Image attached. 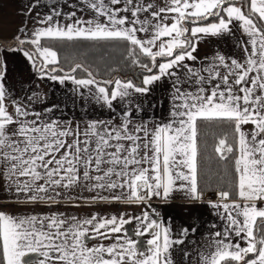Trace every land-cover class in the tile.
Wrapping results in <instances>:
<instances>
[{
  "label": "snow or ice",
  "instance_id": "1",
  "mask_svg": "<svg viewBox=\"0 0 264 264\" xmlns=\"http://www.w3.org/2000/svg\"><path fill=\"white\" fill-rule=\"evenodd\" d=\"M81 2L89 18L48 7L37 13L34 29L18 30L23 35L8 50L22 52L40 79L70 81L84 105L99 104L113 117L81 123L50 116L58 105L31 111L32 102H43L35 92L28 103L14 99L10 114L5 99L11 92L0 82V176L26 203L123 202L145 210L129 219L127 213L0 210L3 264H22L33 252L42 257L38 264H174L172 248L184 240L172 238L148 202L174 191L201 201L209 189L218 197L208 203L223 231L201 250V264H264V206L258 207L264 204V0ZM40 6L35 0L25 14ZM234 32L241 33L240 58L216 52L199 67L188 63L197 61L193 53L205 37ZM84 41L105 51L119 48L112 62L118 67L76 51ZM66 47L73 54H65ZM126 67L140 75H113ZM165 80L167 116L142 119L141 99ZM133 220L135 236H151L143 251L125 230ZM188 232L182 228L179 235Z\"/></svg>",
  "mask_w": 264,
  "mask_h": 264
},
{
  "label": "crops",
  "instance_id": "2",
  "mask_svg": "<svg viewBox=\"0 0 264 264\" xmlns=\"http://www.w3.org/2000/svg\"><path fill=\"white\" fill-rule=\"evenodd\" d=\"M35 0H0V67L4 68L6 89L11 92V95L6 97L5 105L10 114L15 112L14 99L21 103H28L27 97L33 92L38 93L43 102H32L30 104L31 111H43L46 107L58 105L59 107L49 115L53 118L74 120L83 122L89 119H109L113 117V112L102 108L99 104L89 103L84 105V101L73 94L72 83L66 82L60 84L58 81L50 79H40L39 74L35 72L31 63L25 58L20 51H9L11 47L4 45V42L14 40L19 33L21 27L31 31L36 27L35 21L37 13L44 14L48 11V7L54 6L56 0H41V5L38 8H32L30 15H26L29 7ZM150 0H145V3ZM161 0H157L160 3ZM47 5V7L45 6ZM168 23H171L169 20ZM188 26V25H186ZM190 27V26H189ZM143 36L144 34H138ZM241 38L240 32H234L232 35H224L221 37L207 36L197 46V50L193 53L198 59L194 64L199 67L205 62V57H211L216 52H220L225 56L240 58L242 56L241 49L237 46ZM170 85L167 80L156 83L150 93L141 99L144 105V111L140 114L142 119H148L151 116L164 118L169 110V100L167 93ZM160 101H163V106H160ZM152 105H156L153 109ZM117 111L122 110L119 105L116 106ZM119 123V119H116ZM251 124L246 125V129H251ZM213 190V189H212ZM211 191V190H210ZM209 192V191H208ZM206 194H203L201 201H192L186 198V194L180 191H174L170 198L161 199L154 197L148 203L152 210L156 213V218L162 225L170 228L172 238L183 239L184 243L177 244L172 248V259L174 264H201L200 253L203 249L207 251L206 245L217 231H223V221L217 215V211L213 209ZM85 197L95 195V193H84ZM73 203H79V207L72 206ZM264 206L259 204L258 207ZM0 210L12 215H29V214H49L53 212H61L67 214H75L79 217L91 216L93 213H98L104 216L116 214L119 217L120 213L130 214L125 216L129 219L139 215L145 210L144 205L126 204L123 202H97L95 204L82 201L62 202L51 207L42 202L26 203L24 198L19 200L13 193L7 189V185L2 176H0ZM222 211V209H221ZM136 227L135 221L125 225V230L138 242L140 250L147 248V239L151 236L145 234L144 237L134 235L133 229ZM182 228H188L189 232L185 236H181ZM195 229V231H192ZM101 241H93L99 243ZM110 243L111 241H102ZM235 242V241H233ZM91 246V245H90ZM242 246L243 243H242ZM187 253V255H185ZM42 259L39 253H26L22 257V264H38ZM54 259V258H53ZM59 264V262H57Z\"/></svg>",
  "mask_w": 264,
  "mask_h": 264
},
{
  "label": "trees",
  "instance_id": "3",
  "mask_svg": "<svg viewBox=\"0 0 264 264\" xmlns=\"http://www.w3.org/2000/svg\"><path fill=\"white\" fill-rule=\"evenodd\" d=\"M4 45L7 47H15V41H7L4 42ZM92 45V42L84 41L82 44L77 46L76 51L81 52V54L88 56L89 59L95 58L98 63L103 65L104 63L111 64L113 68H117L118 66L116 64H113V60L117 59L120 55V49L116 47H108L107 51H105V48L99 47V46H90ZM25 48H31V45H25ZM74 50L71 47H66L64 49L65 54H73ZM108 53H111V58L107 55ZM103 56V60H101V57ZM135 73L136 76L140 75V72L133 68H124L122 71H118L113 73V75H120L122 77H131ZM106 78V77H102ZM215 167V166H214ZM212 189H209L204 192L207 193ZM0 264H3V257H2V245H0Z\"/></svg>",
  "mask_w": 264,
  "mask_h": 264
},
{
  "label": "rangeland",
  "instance_id": "4",
  "mask_svg": "<svg viewBox=\"0 0 264 264\" xmlns=\"http://www.w3.org/2000/svg\"><path fill=\"white\" fill-rule=\"evenodd\" d=\"M56 4L54 6L59 7L63 10L64 13L69 12H76V16L80 17L83 16L85 19L89 18V13L85 11H81V9L84 8V5L82 4L81 0H56ZM62 23L65 21L62 19Z\"/></svg>",
  "mask_w": 264,
  "mask_h": 264
},
{
  "label": "built area",
  "instance_id": "5",
  "mask_svg": "<svg viewBox=\"0 0 264 264\" xmlns=\"http://www.w3.org/2000/svg\"><path fill=\"white\" fill-rule=\"evenodd\" d=\"M217 198H218V197H217L216 194H215V189H213V190L207 192V194H206V199H207V200H215V199H217Z\"/></svg>",
  "mask_w": 264,
  "mask_h": 264
}]
</instances>
